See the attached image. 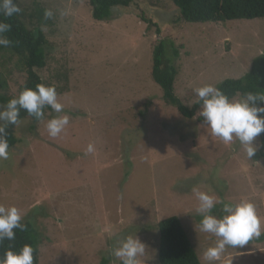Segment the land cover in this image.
<instances>
[{
    "label": "rangeland",
    "instance_id": "1",
    "mask_svg": "<svg viewBox=\"0 0 264 264\" xmlns=\"http://www.w3.org/2000/svg\"><path fill=\"white\" fill-rule=\"evenodd\" d=\"M125 1L129 6L114 8L107 22L92 19L87 0L18 1L30 29L34 3L54 13L40 26L48 45L37 73L64 105L61 113L49 107L34 130L30 119L21 120L12 130L18 144L0 161V204L17 207L33 226L38 264H121L111 250L128 235L145 245L141 264H158L156 226L172 217L202 264L216 237L199 229L193 188L233 205L249 200L264 219L258 151L249 159L235 138L223 143L199 112L181 117L150 78L153 46L172 40L179 51L174 92L190 108L194 89L249 71L264 48V18L185 24L167 1ZM69 7L72 14L62 17ZM25 81L18 58L0 49V96L17 97ZM64 114L69 125L50 137L47 121ZM90 143L95 152L85 155ZM254 143L259 149L258 137ZM222 207L212 215L222 218ZM231 257L232 264H264V240L228 247L225 259Z\"/></svg>",
    "mask_w": 264,
    "mask_h": 264
},
{
    "label": "clouds",
    "instance_id": "2",
    "mask_svg": "<svg viewBox=\"0 0 264 264\" xmlns=\"http://www.w3.org/2000/svg\"><path fill=\"white\" fill-rule=\"evenodd\" d=\"M21 12L16 0H0V15L11 18ZM72 14L71 8L61 10L62 17ZM50 9L44 11V19L53 17ZM11 25L0 20V47H8L12 41L5 35L10 32ZM197 102L201 103L199 116L203 125L210 129L211 134L223 143L230 144L234 138L244 148L251 159L258 151L254 143L256 138L264 133V107H258L257 102H264V95L245 93L239 99H229L221 90L213 85H204L194 89ZM50 107L54 112L61 113L64 105L58 101L54 86L37 84L35 89L24 88L17 97L6 105L0 106V161L9 158V143L6 129L9 125L19 126L21 109L37 120L44 117V109ZM67 114L54 117L47 121L46 129L50 137L59 136L69 125ZM95 152V145L87 146L85 155ZM198 200L196 212L202 219L199 224L201 232L216 237L214 246L207 248L201 255L202 264H232V258L225 259L228 247L236 248L247 245L253 238H259L264 232V219L256 205L249 200H241L238 204L224 203L208 192L193 188ZM220 203L223 205L222 218L212 215V210ZM23 216L15 206L6 207L0 204V243L4 240L14 241L19 229L24 231ZM34 249L24 245L19 252L9 248L5 251L0 264H34ZM111 254L121 264H141L139 259L145 254V245L136 237L128 235L116 241Z\"/></svg>",
    "mask_w": 264,
    "mask_h": 264
},
{
    "label": "trees",
    "instance_id": "3",
    "mask_svg": "<svg viewBox=\"0 0 264 264\" xmlns=\"http://www.w3.org/2000/svg\"><path fill=\"white\" fill-rule=\"evenodd\" d=\"M19 0H16L17 5ZM167 1L171 3L179 13L177 22L185 24H221L231 21H248L264 18V0H155ZM91 9V17L95 22H107L112 20L113 10L117 7H128L129 2L125 0H87ZM44 11L38 3H34L30 20H35L36 25L30 29L23 21L22 10L19 14L11 18L0 15V20L11 25L10 32L5 35L12 41L8 47H0L1 50H10L18 58V69L25 73L26 81L18 91L24 88L35 89L37 84L42 81L37 73L45 68L47 40L42 33L40 26L44 22ZM146 24L150 20L143 18ZM153 24V23H151ZM155 25V24H153ZM160 34V31H156ZM170 55V58L167 57ZM179 51L172 40H160L152 50V63L150 78L156 84L161 93L162 100L173 107L181 117L192 120L200 111L201 103L195 102L190 108L185 106L175 95L174 82L177 76V69L173 64L178 59ZM1 88H6L5 82L0 84ZM229 99L242 97L245 93L264 95V48L260 55L251 62L250 69L238 79H225L216 86ZM11 98L0 96V105H6ZM147 106V105H146ZM145 106V107H146ZM258 107H264V102H257ZM147 108V107H146ZM50 110L44 109V115ZM20 120L30 119L34 125L40 120L29 116L26 110L21 109ZM43 119V118H42ZM41 119V120H42ZM15 125H9L6 129L9 149L14 148L18 140L13 136ZM259 149L257 152L258 161L264 164V133L258 136ZM24 223V222H22ZM26 229L16 232L14 241L4 240L0 243V258L5 251L11 248L19 252L24 245H30L34 249V264H38L39 242L34 234V228L30 223H24ZM159 233L158 243V264H201L194 249L192 248L187 234L185 233L180 221L175 218H168L159 222L156 226ZM264 234L259 238H254L255 243L262 242Z\"/></svg>",
    "mask_w": 264,
    "mask_h": 264
}]
</instances>
